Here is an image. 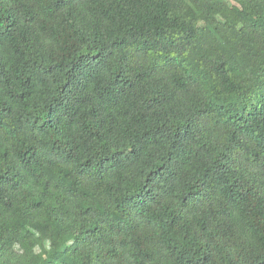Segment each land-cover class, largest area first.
<instances>
[{"label": "trees", "instance_id": "1", "mask_svg": "<svg viewBox=\"0 0 264 264\" xmlns=\"http://www.w3.org/2000/svg\"><path fill=\"white\" fill-rule=\"evenodd\" d=\"M0 264H264V0H0Z\"/></svg>", "mask_w": 264, "mask_h": 264}]
</instances>
